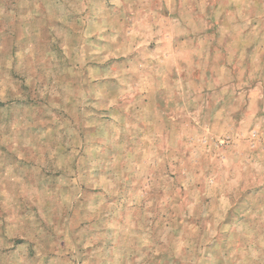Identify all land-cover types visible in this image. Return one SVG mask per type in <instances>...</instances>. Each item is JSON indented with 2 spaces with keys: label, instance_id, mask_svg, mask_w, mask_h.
I'll list each match as a JSON object with an SVG mask.
<instances>
[{
  "label": "rangeland",
  "instance_id": "obj_1",
  "mask_svg": "<svg viewBox=\"0 0 264 264\" xmlns=\"http://www.w3.org/2000/svg\"><path fill=\"white\" fill-rule=\"evenodd\" d=\"M161 2L184 5L185 56L161 62L175 46L141 40L138 58L123 63L138 76L124 83L154 92V108L126 115L103 141L80 139L76 121L93 114L77 103L90 93L60 90L56 104L67 100L70 112L51 106V89L89 84L84 53L132 47L114 49L113 33L92 40L102 24L82 30L83 6H121L108 13L117 20ZM69 4L75 12L57 13L41 46L4 43L16 20L0 18V264H264V0ZM196 6L211 17L197 29L187 25ZM196 32L207 42L197 61Z\"/></svg>",
  "mask_w": 264,
  "mask_h": 264
},
{
  "label": "crops",
  "instance_id": "obj_2",
  "mask_svg": "<svg viewBox=\"0 0 264 264\" xmlns=\"http://www.w3.org/2000/svg\"><path fill=\"white\" fill-rule=\"evenodd\" d=\"M102 1L105 2L106 0ZM69 2H71V0H63L62 2L59 0H0V18L5 15L16 20V28H11L7 25V32L2 33L1 36L2 41L8 43V45L16 44L18 46H26L31 44L41 46L42 42H40V37L44 35V33H50L52 36V31H54V34H56V28H58V23L60 22V18L56 19L57 13L71 14L75 12V8L69 6L71 5ZM57 3H65L67 5H63L64 10H60L59 8L62 5H57ZM83 7L85 10L82 13L85 15L84 19L81 20L82 30H84L85 26H91L94 25V23L99 25L102 24V27L92 34V40L98 39L97 43H102L103 39L108 36V34L113 33L114 36H116V41L114 40V42H111V44H115L114 49H123V43L126 39L132 44V47L130 48L129 55L121 53L112 54L110 52L105 55L104 52V57H102V52L101 54L93 55L92 57L88 56L89 54L84 53L83 57L85 63L81 66L83 69L80 73L84 79L88 76L87 82L89 84L84 82L74 87H72L73 85L69 87L60 85L59 89L55 88L54 91L51 89L53 96L51 100L49 98V102L53 108H66L69 110L70 104L67 100L64 101L63 105L58 106L56 104V94H60V90L62 89L66 93L68 88H73V90L78 93H82L86 90V93H90V97L88 99L86 98L87 102L84 100L78 102L77 108L78 110H80L79 108H82L83 110H92L91 112L93 116L87 120L83 119L76 121V123H80L83 127V134L79 136L80 139H86L87 136L85 135L89 133H101L102 135H99L97 139L103 141L105 138V134L103 133L104 130L106 128L111 129L112 126L122 129L124 125L123 118L126 115L129 116L138 109L144 110L145 107H147L148 110L154 108V104H149V100L154 92H147L141 86H128L124 83L127 78H130L129 81H132L138 76V74H134L135 72H128L126 67L123 66V63L130 59L138 58V53H140L139 47L145 42L144 40L156 36L159 41L160 39L164 41V44L175 46L173 53L170 52L169 54L168 52H165L161 62L163 59L166 60L170 57L175 58L178 62L181 59V56H185L183 45L185 44L186 39L182 32L185 30V23L182 16H180V14L184 13V10L182 9L184 5H179L177 3L170 5L161 2V6L155 9L148 6H144V9H138V7L131 6L129 14L127 16L120 15L117 20L111 19L110 14L108 13L115 14L116 12H119V14H124V12H122L124 9L122 10L121 6L102 4L99 6L85 5ZM198 8V6L193 8L191 12L193 14L192 23L190 20L187 24L192 27L196 24V29L201 22L204 25L211 22V17L208 15L209 10L204 9L202 10L203 12H201V8L199 11L197 10ZM145 10L147 12H145ZM143 13L144 15H141ZM201 14H204L203 17H201ZM71 18L72 17H70V20ZM156 22H159L158 24H155L158 25V27H153V23ZM12 29L15 31H12ZM20 29L23 31L22 33L25 34L20 33ZM38 32H41V35H38ZM196 36L197 39L195 36L190 37L193 41H196V47L194 46L195 48L190 56L195 58L196 55L197 61L202 45L204 46L207 42L206 40H201L200 34L197 32ZM5 39H8V41ZM43 42L46 43L45 40ZM47 43L50 42L47 41ZM115 65L116 67L121 68V72L118 76L112 75L110 72L111 69L109 67ZM122 67H124V73ZM89 68L93 71L97 70L100 75H92ZM178 73L179 72L177 71V74ZM89 87L90 90H87ZM156 93H162V91L159 89L156 90ZM155 119L156 118L151 119L152 123ZM132 123L133 120L129 121L127 125L130 126ZM120 133L118 134L119 136H117V139L120 137ZM114 136L115 134L112 133V135L108 137L113 139ZM82 153H84V151H82ZM96 156H99V152ZM96 162H99L98 158L96 159Z\"/></svg>",
  "mask_w": 264,
  "mask_h": 264
}]
</instances>
